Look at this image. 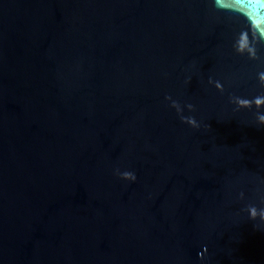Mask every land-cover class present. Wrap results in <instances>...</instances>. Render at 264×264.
<instances>
[{
    "label": "water",
    "instance_id": "1",
    "mask_svg": "<svg viewBox=\"0 0 264 264\" xmlns=\"http://www.w3.org/2000/svg\"><path fill=\"white\" fill-rule=\"evenodd\" d=\"M261 115L264 0H0V264H264Z\"/></svg>",
    "mask_w": 264,
    "mask_h": 264
},
{
    "label": "clouds",
    "instance_id": "2",
    "mask_svg": "<svg viewBox=\"0 0 264 264\" xmlns=\"http://www.w3.org/2000/svg\"><path fill=\"white\" fill-rule=\"evenodd\" d=\"M259 120H260L261 123H264V115H261V116L259 117ZM125 175H127V174H125Z\"/></svg>",
    "mask_w": 264,
    "mask_h": 264
}]
</instances>
